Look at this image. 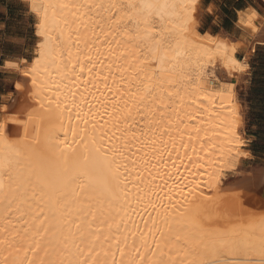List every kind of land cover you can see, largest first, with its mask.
Wrapping results in <instances>:
<instances>
[{
    "label": "bare ground",
    "instance_id": "1",
    "mask_svg": "<svg viewBox=\"0 0 264 264\" xmlns=\"http://www.w3.org/2000/svg\"><path fill=\"white\" fill-rule=\"evenodd\" d=\"M20 1L36 43L7 65L17 115L0 108V264H196L210 239L259 235L264 210H234L220 179L249 155L235 88L263 43L255 10L240 14L250 43L201 32V0L191 20L188 0H149L176 7L148 24L109 7L128 0ZM249 180L264 188V166Z\"/></svg>",
    "mask_w": 264,
    "mask_h": 264
},
{
    "label": "rangeland",
    "instance_id": "2",
    "mask_svg": "<svg viewBox=\"0 0 264 264\" xmlns=\"http://www.w3.org/2000/svg\"><path fill=\"white\" fill-rule=\"evenodd\" d=\"M1 2L2 0H0V5H1ZM26 8H27V5L25 4L24 6H22V8H20V10L16 11L14 15L12 16L13 20L9 21L8 25L6 26L7 28L4 31L0 30V54H3V55L9 54L12 56L25 55L26 59L28 60H30L35 55V43H36V36H35L36 26L35 25L37 23V20H36V17H34V15L31 12H30L31 15L26 14V11H27ZM203 9H204V6H203ZM0 11H1V8H0ZM200 22L201 23L199 26L200 27L199 30L201 32L211 31V33L216 34L220 30V27H215L212 17L206 15L204 11L203 13H201ZM9 32L14 33V38L23 39V37H27L26 47L29 48L28 53L24 52L23 48L21 47L19 48L18 46L4 42L5 34L8 35ZM236 56L239 59H242L244 57L243 52L241 50L237 51ZM9 67L7 66V68ZM16 80L18 81V75L15 73V71L12 73H6V74L0 73V108L2 106H6V107L8 105L11 106L8 112L9 113L11 112L13 114L12 122L16 121V117H15L16 113H14L16 109L14 108L12 104L13 102L12 96L13 94H15L14 85H15ZM253 84H254V75L251 74L248 69L243 80L235 88V90L237 91V96L240 101V104H242L241 108H242V113L244 116L243 117L244 118V129H243L244 142H243L242 149L249 151V155L241 154L240 156L236 157V159L231 158L229 160V163L220 172L221 182L224 185V187L227 188V190L229 189L230 185L235 184L234 186L230 187V189L236 188L234 191L228 190L230 191L229 192L230 193L229 196L231 197L230 201H232L231 204H229V206L233 207L234 210L239 209L241 211L244 210V207H245L244 212H246V210H249L248 208L249 206L252 207V205H254L252 204V202L255 203V205L260 204V201L263 198V197L261 198V196H259L255 192L254 187L253 189L250 187V185H252L255 180L253 181L249 180V178L253 176V173L255 172V169L257 167L264 166V154L262 153L264 152V131H263L264 130V120L262 119L264 116V109H263L264 103L260 99V96L257 94V92L253 90L254 89ZM1 116L2 115L0 114V119H1ZM20 122H21V119L18 124L21 127ZM246 183H248V186L246 185ZM243 184L246 185V188L249 191L245 188ZM239 187H243V188H239ZM244 188L246 191L244 190ZM237 190L238 192L239 191L241 192L242 190V194L240 193L241 196L240 195L237 196L238 194ZM251 193L253 194L251 195ZM236 197L238 198L236 199ZM255 197L256 198L258 197L257 200ZM243 198L246 199L244 200L245 203L242 200ZM233 202L235 203L233 204ZM254 206L252 207L253 209L251 207L250 209L254 211L255 210L254 208H256L255 212L264 210V207H261V205H257L259 208L256 206L254 207ZM247 213H249V211H247Z\"/></svg>",
    "mask_w": 264,
    "mask_h": 264
},
{
    "label": "crops",
    "instance_id": "3",
    "mask_svg": "<svg viewBox=\"0 0 264 264\" xmlns=\"http://www.w3.org/2000/svg\"><path fill=\"white\" fill-rule=\"evenodd\" d=\"M201 3L204 6L206 15L212 17L215 27H220L219 32H224L237 40L245 39L253 43L254 39L252 37L250 38L245 26L241 23L240 19L242 16L240 14H249L250 10H255L261 19V17H264V0H201ZM24 5V2L20 0H2L0 5L1 31L7 28L6 26L9 21L13 20L12 16L14 13L20 10ZM26 9V14L31 15L28 7ZM4 42L18 46L19 48L21 47L24 52H29V48L26 47L27 37H23V39L14 38V33L9 32L8 35L5 34ZM23 59H26L25 55L12 56L9 54H0V73H11L12 69L7 68L8 63L15 62L21 64ZM248 61L249 72L254 75V79L257 81L261 78L260 81L264 84V42L262 44H254V48H252V52L249 54ZM260 81L258 83H260Z\"/></svg>",
    "mask_w": 264,
    "mask_h": 264
},
{
    "label": "snow or ice",
    "instance_id": "4",
    "mask_svg": "<svg viewBox=\"0 0 264 264\" xmlns=\"http://www.w3.org/2000/svg\"><path fill=\"white\" fill-rule=\"evenodd\" d=\"M194 0H188L187 4L182 5L188 9V20H191L192 4ZM66 7V5H65ZM110 8L126 7L128 9H138L140 13L147 11V15L141 17V22L148 24V17L152 15L153 9L176 7L175 4L165 3L163 5L156 2H149V0H141V3L137 5L133 0H128L127 4L117 5L110 4ZM35 9V5H33ZM157 15L160 13L157 12ZM131 15V13H129ZM254 13L249 16V25L262 33L264 36V17H261L257 24L252 23ZM45 19L47 17L45 16ZM151 31V29H146ZM264 42V39L261 40ZM220 45L219 48H223ZM252 51V49H250ZM231 63H235L232 61ZM246 67V65L244 66ZM241 70H243L241 68ZM226 87H228L226 85ZM171 95V93H169ZM192 185H196V180L189 182ZM187 190V186H183L178 190H175V194L180 196ZM259 235H253L251 233H245L243 237L236 238L235 235L221 236L208 240L202 245V247L196 253V264H264V216L260 218V224L258 225ZM187 255L186 252L182 253ZM123 255V253H121ZM179 264H189V261H181Z\"/></svg>",
    "mask_w": 264,
    "mask_h": 264
},
{
    "label": "trees",
    "instance_id": "5",
    "mask_svg": "<svg viewBox=\"0 0 264 264\" xmlns=\"http://www.w3.org/2000/svg\"><path fill=\"white\" fill-rule=\"evenodd\" d=\"M264 76V75H263ZM261 78L258 79V81L256 79H254V91L257 92V94L260 96V99L262 100V102L264 103V84L260 81ZM260 81V83H258ZM257 82V83H255ZM262 83V84H261ZM258 86H257V85ZM264 120V116L262 118ZM264 131V130H263ZM264 154V152H262Z\"/></svg>",
    "mask_w": 264,
    "mask_h": 264
},
{
    "label": "water",
    "instance_id": "6",
    "mask_svg": "<svg viewBox=\"0 0 264 264\" xmlns=\"http://www.w3.org/2000/svg\"><path fill=\"white\" fill-rule=\"evenodd\" d=\"M255 185H256V183H255ZM256 193L259 195V196H261V197H263L264 198V188H262V187H257V185H256ZM262 188V189H261ZM261 190V191H260Z\"/></svg>",
    "mask_w": 264,
    "mask_h": 264
}]
</instances>
